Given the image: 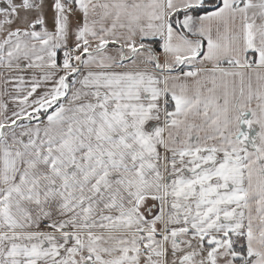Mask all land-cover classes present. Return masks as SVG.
Returning a JSON list of instances; mask_svg holds the SVG:
<instances>
[{"label": "snow or ice", "instance_id": "snow-or-ice-1", "mask_svg": "<svg viewBox=\"0 0 264 264\" xmlns=\"http://www.w3.org/2000/svg\"><path fill=\"white\" fill-rule=\"evenodd\" d=\"M0 264H264V0H0Z\"/></svg>", "mask_w": 264, "mask_h": 264}]
</instances>
